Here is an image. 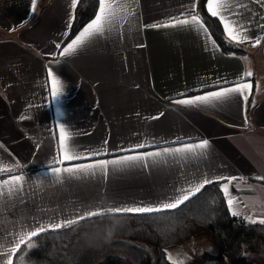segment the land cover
I'll list each match as a JSON object with an SVG mask.
<instances>
[{
    "label": "crops",
    "instance_id": "crops-1",
    "mask_svg": "<svg viewBox=\"0 0 264 264\" xmlns=\"http://www.w3.org/2000/svg\"><path fill=\"white\" fill-rule=\"evenodd\" d=\"M118 2L128 4L130 14L113 31L53 62L49 54L71 42L63 46L68 36L63 34L70 31V0H37L34 11L31 0H0V160L19 162L13 174L25 181L18 196L0 200L4 248L12 247L10 241L22 228L71 218L75 209L95 208L101 201L104 206L168 202L176 189L188 187L187 181L201 174L245 177L229 186L239 201L234 205L237 217H264V181L256 179L264 176V40L256 47L232 42L221 23L227 40L244 51L224 54L208 30L144 27L179 16L196 0ZM233 3L234 14L225 15L243 24L248 36H264V0ZM49 68L62 82L59 98H52ZM249 69L253 87L246 104L238 97L214 107L175 103L231 87ZM61 123L72 133L74 151L107 149L91 160L63 166L181 148L204 139L209 148L202 156L198 150L149 159L147 166L115 171L110 166L107 176L66 178L57 184L50 171L61 166L55 164ZM137 144L145 147L133 151Z\"/></svg>",
    "mask_w": 264,
    "mask_h": 264
},
{
    "label": "snow or ice",
    "instance_id": "snow-or-ice-1",
    "mask_svg": "<svg viewBox=\"0 0 264 264\" xmlns=\"http://www.w3.org/2000/svg\"><path fill=\"white\" fill-rule=\"evenodd\" d=\"M79 0H70V13L67 21V29H71L73 21L75 19V10L77 8ZM198 2V0H197ZM197 2H193L191 7L185 12H182L179 16L171 17L168 21L163 23H154L150 25H144L145 28H160V27H194L197 31H202L207 34V28L204 25L202 17L197 12ZM259 2V0H258ZM37 0H31V6L33 11L35 10ZM234 7L233 0H207V10L213 17H218L224 26L225 33L230 41L235 43H251L253 47L259 46L261 41L264 40V36H257L252 38L247 35V28L232 19H229L225 13H231V9ZM130 14V6L126 3H120L118 0H98V11L95 13V18L91 20L86 26L83 27L79 34L63 47L61 51L55 54H49L53 62H58V58H64L75 55L79 50L87 45L91 40L98 36H103L106 31L111 32L114 30L118 21ZM264 29V25L261 26ZM67 32L63 35L67 36ZM213 45L215 42L212 41ZM56 49H61V44L56 43ZM244 59H247L245 57ZM48 80L51 83L52 98H59L63 94V85L55 73L49 68L47 72ZM253 76V71L242 73L236 81L233 82L231 87H222L218 91L207 92L203 95H198L188 99H178L175 103L180 105L200 107V106H216L219 103H223L234 98H239L245 104L248 101V97L251 94L252 83L248 78ZM247 81V82H246ZM228 82L225 81V84ZM259 86L257 85V88ZM161 115H163L161 113ZM21 120H25V116L20 117ZM153 119H159L158 116ZM245 123H247V117L245 116ZM72 140V133H70L63 124H59V148L55 157V164L61 165L52 167L50 176L54 183L61 184L66 178H87L95 177L97 175L107 176L109 168L115 171L117 169H124L131 166H147L149 159L163 158L166 156H176L183 154L197 153L204 155L205 150L209 148V141L204 139L198 144H185L181 148H164L162 151L144 152L135 155H126L118 159L112 160H95L91 163L75 164L72 166H63L65 162L78 161L83 159L91 160L93 157L100 156L107 152V149H92L86 153L74 151L70 141ZM107 142H105L106 144ZM2 147V145H0ZM145 147L144 144H137L134 149ZM19 162L15 164L5 163L0 160V175L5 173L9 174L7 179L0 180V200H7L19 195L24 189V176L16 173L19 169ZM245 177L237 176H224L215 175L209 176L207 174H201L200 178H193L187 181L188 187H181L176 189V194L169 197L168 202H160L157 206L152 205H115L104 206L101 201L95 208L91 206L86 208L75 209L76 215L71 218L63 219L62 221L50 220L48 224H41L37 222L34 229L22 228L20 232L16 234V239L10 241L12 247L4 248L0 245V256H6V259H0V264H13V255L21 248L22 245L27 244L28 247H32L30 241L33 237H36L40 233L46 230H59L63 228H70L80 224L82 221L88 222V225L103 224L105 216H125L131 213H153L163 210L176 209L185 201H188L191 196L200 192L206 185L212 183H221V192L227 202L228 208L233 216H239L240 213L234 210V205L239 201L230 192V185L234 181H244ZM259 181H264V176L256 177ZM38 182V186H39ZM264 192V189H261ZM260 203L259 200L255 201ZM250 223L264 224V217L253 219L252 216L245 217ZM169 260L171 264H183V261H177L169 254ZM20 264H24V257L20 258Z\"/></svg>",
    "mask_w": 264,
    "mask_h": 264
},
{
    "label": "trees",
    "instance_id": "trees-1",
    "mask_svg": "<svg viewBox=\"0 0 264 264\" xmlns=\"http://www.w3.org/2000/svg\"><path fill=\"white\" fill-rule=\"evenodd\" d=\"M196 10L222 53L244 54L227 40L221 22L208 12L207 0H198ZM97 11L98 0H79L63 46L95 18ZM220 189L221 183L206 185L176 209L126 214L125 231L101 249L81 242V233L89 226L86 221L45 231L32 238V247L25 244L17 250L13 264H20L21 257L24 264H171L167 251L202 233L208 234L220 261L239 264L247 253L264 254V224L233 216Z\"/></svg>",
    "mask_w": 264,
    "mask_h": 264
},
{
    "label": "rangeland",
    "instance_id": "rangeland-1",
    "mask_svg": "<svg viewBox=\"0 0 264 264\" xmlns=\"http://www.w3.org/2000/svg\"><path fill=\"white\" fill-rule=\"evenodd\" d=\"M207 233L199 234L182 245L170 248L166 257L169 262V254L183 264H238L228 261H220L216 258L217 250ZM239 264H264V254L247 253L245 259Z\"/></svg>",
    "mask_w": 264,
    "mask_h": 264
},
{
    "label": "clouds",
    "instance_id": "clouds-1",
    "mask_svg": "<svg viewBox=\"0 0 264 264\" xmlns=\"http://www.w3.org/2000/svg\"><path fill=\"white\" fill-rule=\"evenodd\" d=\"M127 227L122 216H109L103 224L89 225L80 236L84 246L101 249L121 235Z\"/></svg>",
    "mask_w": 264,
    "mask_h": 264
}]
</instances>
